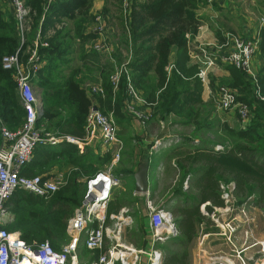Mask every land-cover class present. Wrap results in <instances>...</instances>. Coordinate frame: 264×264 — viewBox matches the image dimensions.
<instances>
[{"label":"trees","instance_id":"1","mask_svg":"<svg viewBox=\"0 0 264 264\" xmlns=\"http://www.w3.org/2000/svg\"><path fill=\"white\" fill-rule=\"evenodd\" d=\"M114 1L121 3V0ZM25 3L30 9L31 17L34 14L32 32L38 27L41 40L47 42V47L38 48L39 56L46 60L47 68L61 64L60 60H64V56L69 53V50H65L69 49L67 44L62 42L69 34L63 28H55L56 24H62L61 17L75 22L74 33L80 44L94 38L89 32L85 33V22L81 21L89 17L90 0H54L47 8L46 0H25ZM128 3L129 8L120 17L119 24L121 42L129 55L127 69L134 87L141 92L148 104H156L155 113L161 118L183 113L186 119L178 123L191 126L198 133L209 132L214 125L202 123L206 122V118L200 122L197 110L193 108L202 103V85L196 77L195 69L190 71L185 68L189 40L197 33L200 25L195 16L199 0H145L143 3L128 0ZM81 22L82 24H79ZM49 29H54V33L47 38ZM61 42L66 48L63 49ZM121 42L119 41V44ZM20 43L14 18L6 20L0 10V115L5 114L15 122L21 121L22 125L26 113L19 104L12 73L3 69L1 63L2 57L11 55L20 48ZM257 56L258 89L260 95L264 96V28L259 33ZM98 59L96 53L84 54L81 57L82 61L91 62L99 72L103 92L93 95V98L99 102L100 107L112 111L116 124L121 126L127 120L124 111V101L127 98L125 79L121 78L118 91L113 93L109 82V63L103 67ZM172 59L173 69L167 77L164 68ZM116 62L119 63L118 60ZM227 70L231 73L230 76L235 78L229 85L239 91L246 90L252 95L251 100L246 101L242 96H239L238 100L245 102L254 116L245 129L218 122L217 132L225 138V142L220 144L221 149L215 150V145L208 141L200 139L196 143L194 139L186 138V146L182 150L184 152L174 157L175 167L181 173L180 184L175 192L184 190L183 183L189 180L190 175L197 176L191 183V188L196 193V205L182 209L176 222L170 213L178 235L185 238L182 243L184 247L186 242H190L195 236V220L204 218L198 210V204L208 202L216 207L223 206L217 191L221 181L234 184V195L238 199L250 198L256 194L257 198L251 200L252 205L264 207V102L255 97L254 87L242 80L239 71L231 67ZM193 74L195 75L192 76ZM46 82L43 80L40 87L47 88L44 84ZM49 87L55 93L49 98L44 97L42 115L38 123L46 122L45 132L55 136L82 139L85 135L84 127L91 98L82 89L74 72H71L63 83H50ZM210 88L212 89V86ZM109 160V154L102 158L95 157V168L90 169L89 178L97 173L98 167H102ZM84 191L85 188L75 183L74 178L66 180L49 198L17 190L5 203L13 219L7 221L3 228L9 232H18L27 245L37 246L47 241L56 250L55 243L66 236L67 221L82 200ZM122 204L121 201H116L107 206L106 216L117 214ZM181 242L178 237L169 238L170 244L181 245ZM166 252L161 264H189L187 253H173L170 250Z\"/></svg>","mask_w":264,"mask_h":264},{"label":"built area","instance_id":"2","mask_svg":"<svg viewBox=\"0 0 264 264\" xmlns=\"http://www.w3.org/2000/svg\"><path fill=\"white\" fill-rule=\"evenodd\" d=\"M7 1L13 10V18L21 45L13 54L2 57L1 63L3 69L12 73L19 100L26 115L20 127L14 130L0 128L3 139V145L0 148V264H141L142 257H146L147 264H161L162 253L157 248V243L165 241V238L178 235L168 211L155 208L150 200L146 201L145 206L151 230V247L149 249L137 248L124 240L123 228L130 222L128 215H125L127 210L121 209L117 214L106 216L112 189L120 184V179L115 176L114 170L119 162L123 144L118 135V126L113 113L101 112L94 101L93 95L102 94L101 87L88 90L91 106L86 116L85 126L87 131L96 130L99 132L101 143L111 157L110 163H107L103 172L86 180L80 205L74 209L66 224L69 241L59 250L53 249L47 241L37 246H31L20 238L18 232H9L3 228L11 216L5 203L15 191L22 190L42 198H49L65 184V177L60 174L50 179H43L41 176L28 178L21 175V169L30 162L36 146L40 143L54 144L65 141L80 147L85 141L69 136H55L45 132L44 127L38 125V119L42 115V104L35 96L31 80L41 65L38 48L47 47V44L40 41L39 33H37L26 62L23 64L20 62V52L25 43L24 36L33 25L32 17L25 0ZM52 1L54 0H46L45 8ZM202 1L211 5L221 0ZM124 7L129 8L128 0H124ZM95 22L93 32L100 39V43L95 45V52L107 54L110 59V48L108 49L106 46V37H104L107 27L106 20L103 16H97ZM258 25L260 29L264 26V15L259 19ZM258 42V39L248 40L235 35H225V41L219 45L214 47L200 45L194 58L197 60L196 77L202 87H209V74L220 63L239 71L254 87L256 97L264 102V97L260 95L258 89L257 66L255 64ZM127 64L128 60L125 64L118 65L115 72L109 76V82L114 93L118 89L121 78L124 77L127 97L124 101L125 112L141 125H145L150 121L151 116L144 107L151 106V104H148L134 87ZM172 69L173 63L164 68L167 77ZM215 97L216 110L226 114H235L240 129H245L250 124L253 114L247 104L238 100V96L233 91L226 87H219ZM160 145L162 142L156 141L151 146L150 152H155ZM214 149L219 150L221 146H215ZM184 186H186V182ZM218 192L223 206L213 207L214 213L210 215L206 213V216L220 229V232L199 238L200 251L197 256L201 261H204L203 264H249L242 254L243 248L236 247L234 238L239 229L237 217L245 207H234L236 199L232 182H220ZM202 205L205 207L206 203ZM221 210L235 212L231 221L224 224L217 222L215 212ZM250 233L251 231L247 230L242 232L241 244L245 247L244 249L257 248V252L252 258V264H264V239L248 244L246 241L249 239ZM81 234L84 235V249L90 253H98L92 260L82 261L78 257L77 244ZM208 235L220 238L229 247L230 253L228 255H213L206 252L202 245Z\"/></svg>","mask_w":264,"mask_h":264},{"label":"crops","instance_id":"3","mask_svg":"<svg viewBox=\"0 0 264 264\" xmlns=\"http://www.w3.org/2000/svg\"><path fill=\"white\" fill-rule=\"evenodd\" d=\"M138 1L139 3H143L145 0H138ZM253 1L254 0H252L251 1L252 3H251L250 0H245V2L243 3L244 6L239 8L237 4L240 2L239 1L236 2L235 0H221L211 5H208L204 3L202 0H199L197 10L195 11V16L200 21V25L197 30V33L189 40L188 60L185 65V68L190 69L191 67H193L195 69L197 60L194 58V55L197 53V48L200 45L205 44V45L214 47L225 41V35H235V36H239L243 39H248V40H252V39L259 40L260 30L264 28L263 26L260 29L258 25L259 19L264 15V0H260L258 5L253 3ZM90 4L91 6L89 8V12L93 13L95 10H100L101 8L104 7V5L106 4V0H100V2L93 1V3L90 2ZM0 10L4 13V17L6 20L13 17V10L7 0H0ZM60 20L62 22L61 25H64V26L69 25V23H71V20H68L65 17H61ZM108 24H109V19H108ZM88 28L85 30V32L87 33L89 32ZM38 31L39 30L37 27L32 32L33 34L32 33L30 34V41L26 43V45H24L23 48L21 49L20 57L23 58L24 56L25 58L24 62L26 61L28 57L29 51L32 48V43H34V38L37 33H39V37L41 41L40 32ZM53 33H54V29H49L46 34V37L49 38V36L52 35ZM95 37H97L98 41H100L98 36H95ZM77 40L78 39L74 40V43H73L74 45L77 44L78 42ZM68 52L69 53L66 56H64L65 57L64 60L63 59L60 60L61 62V64H59L60 66L57 65L50 69L47 68L46 66L47 65L46 60L41 59L40 57L41 65L39 67V71L35 74L31 82L34 88L43 92L44 97L49 98L50 96H52L53 93H55L51 90V87H49L50 83L54 85L63 83V81L68 78L71 72L76 73L79 68L80 69L86 68V67H89V65H91L94 68L91 62H88V61L84 62L81 60V58L79 59L80 67L72 65L71 62L72 60H74L76 52L74 51L73 48L72 49L70 48ZM86 54L88 53H85V55ZM96 54H98L99 57H101V55L102 56L105 55L104 53H96ZM171 63H173V59L171 60ZM255 64L258 68L259 66L258 56L256 57ZM230 67L231 66L218 63V66L211 72L213 71L220 72V76L225 77L229 74V71L227 70V68H230ZM53 74L57 76L55 81L50 80ZM194 75L195 74H193L192 76ZM241 76L244 82L249 83L248 81H246V78L243 75ZM43 80L47 81L44 84H46V87L48 89L40 87V84L41 83L43 84ZM229 80L231 79L229 78ZM81 87L85 91L89 89V87L86 88V84H81ZM202 88L203 89L201 92V100L205 101L204 99H207V97H209L208 95L209 91L211 92L212 89L210 87H206L208 88V91H207L205 87H202ZM86 93L88 94V91ZM18 101H19V104L21 105L19 96H18ZM94 101L96 102L98 108L101 109L99 102L96 99ZM41 104L43 105V103ZM64 114L65 113H63V115ZM126 115H127V120H125V122H123L121 125L123 126L124 123H127V124L129 123L130 126H132L133 128H138L137 129L138 131H135V132H137L141 140L139 141L140 143L136 145V148H134V150L131 151L133 152V154L127 157L126 159L127 164L123 168L124 170L123 171L117 170V167L119 164L114 170L115 176L120 179V184L118 187L113 188L112 192H114L115 190L119 188L123 189L124 186L125 188L128 189V191L126 193H125V190H124V193H122L121 191H118L117 193L114 194V196H113V193L111 192V197H110V200L107 206H110V204L113 205L116 201H119V202L121 201L123 203L121 206V209L127 210V213L125 215H128V217L130 218V222L123 228L122 236L124 240H125V232L127 229L132 230V231L135 230L137 232L142 230L144 232V227L142 226L141 219L145 218V223H146L145 241L146 242H144V245L139 248L149 249L151 247V243H149L151 240V231L149 227V218H148V212H147L145 203L147 200L154 201V199L156 198V194L159 191L158 189L160 187V183L158 179L161 177L159 176L162 175V177L164 178L165 176H167L169 172V169H170L169 167L171 165L175 167V164L173 163L174 159H170L169 152L175 148H181V147L185 148L186 142L184 141V139L186 138H190V139L192 138V140L194 139L196 143H198L200 139L197 138V134L195 135L193 134L194 135L193 137L184 136V135L177 136L175 133L173 134L174 131L171 130L169 131V133L167 134L165 133L166 135L163 134L162 136H160L162 137L163 140L167 138L168 140L163 141L162 145L158 146L157 150L152 153L147 148L148 144L151 145V142L146 139L149 137L150 138L152 137L151 132L149 133L147 131V128L149 126L151 128H153L154 126L157 128L160 122H167L168 118H162V120L160 118L151 119L145 125H141L137 121H134L135 119H133L128 114ZM226 115H230V114H226ZM253 116H254V113H253ZM226 123L232 127L236 126L238 128L237 120L236 122L232 123L234 126L229 124L228 121H226ZM172 124L179 125L180 123H177L176 121H168L166 123V126L170 125L171 127ZM20 125H21V121L15 122L9 119V116L5 114L0 115V128L4 127L9 130H14L20 127ZM38 125L44 127L45 129V125H47V123L40 122L38 123ZM118 127H121V126H118ZM84 129H85V135L83 136L82 139H84L85 141L80 147H77L76 145L67 143L65 141H59L54 144H51V143L38 144L37 147L34 149L30 162L27 163L21 169V174L26 177L41 176L43 179H50L53 176L60 174L65 177V180H69V178H74L75 183L80 185L81 188H85V182L87 179H89V176L91 173L90 172L91 170H89V168L90 167L95 168V165H93L94 158L95 157L102 158L108 153L106 152L105 147L101 143L99 132L96 130L87 131L86 126L84 127ZM119 138L123 144L124 139L120 135H119ZM2 145H3V139L0 134V148L2 147ZM140 146L143 149V153L141 155H139V153L137 152L138 150L140 151V148H139ZM124 148H127V147L123 146L122 155H126L125 153L127 154L131 153L127 151V149H124ZM104 165L101 168V170L104 168ZM143 165H145V167L147 168L148 192L145 194H136L135 175L139 171L140 167ZM193 176H196V175L194 174V175L189 176L190 177L189 180L192 178L191 183H193V181L197 177L196 176L195 179H193ZM191 183H190V188H191ZM185 195H186V191L184 190L182 192H175V194H171V201H173L174 199L184 200ZM195 195L196 193L194 192L192 196L196 198ZM206 206H210L211 208L215 207L208 202H206ZM154 207L164 209L163 205L161 206V205L155 204ZM248 214L249 216L246 217L247 222L245 223L244 228L245 230L250 232L252 231V228H253L252 222L255 223V221L261 218H263L264 220V210H261L260 208H257L254 206L252 208L250 207V211H248ZM250 218H251V221H248V219ZM12 219H13V215L11 213V216L8 221ZM137 223L139 224V226H137ZM242 232L243 231H240L241 236H242ZM201 233L203 232L197 233L198 235L196 237L198 249L194 250L195 262H196V258L199 261H201L197 256V254H199V251H200V247L198 246L199 238L204 235L210 234V233H204V234H201ZM66 236L68 237L67 232H66ZM177 237L180 238V240H182L181 245L176 244V243L170 244L169 239H168L165 241V244H167V246H164V248L163 247L159 248L163 256L161 263H163L164 257L167 254L166 251L170 250L173 253H182V250H184V246L182 245V243H183V240H185V238H183L181 235H177L176 238ZM259 238L261 240L264 239V235H261ZM83 240H84V235L81 234L79 236V240L77 244L78 257L80 258V260L82 259V261H85V260L88 261V260L94 259L95 258L94 255L95 254L97 255L98 253L96 252L93 255V253H90L86 249H84ZM241 240H242V237H241ZM235 243L237 245L236 239H235ZM188 244L189 242H186L185 246H188ZM209 244H212V245H209ZM62 246H63L62 243L58 244L56 250H59ZM202 247L203 249L211 252L213 255H221V254L228 255L230 253L229 247H227L223 243V241L220 238H217L216 236L208 235V237L205 238ZM239 247L240 249L243 248L242 249L243 256L246 257L249 264H252V258L255 254L254 249L256 248L244 249L245 247H243L242 244H240ZM212 249H214L215 251H212ZM90 254L92 255V257ZM84 256H88V257L84 258ZM203 262L204 261H201V264H203ZM141 264H147L146 257H142Z\"/></svg>","mask_w":264,"mask_h":264},{"label":"rangeland","instance_id":"4","mask_svg":"<svg viewBox=\"0 0 264 264\" xmlns=\"http://www.w3.org/2000/svg\"><path fill=\"white\" fill-rule=\"evenodd\" d=\"M93 1L94 2H97V1L100 2V0H90L91 3H93ZM235 1L240 2L237 4L239 6V8L244 6L243 3L245 2V0H235ZM251 1L252 0H250V2ZM259 2H260V0H254L253 1V3H255L256 5H258ZM90 6H91V4H90ZM126 9L127 8L124 7V0H121L120 4H118L114 0H106V4L104 5L103 8H101L100 10H95L93 13L89 12L90 13L89 17H87L81 21L85 22L83 24L84 26L88 25L85 29H87L89 27L88 31L90 34L94 35V38L85 42L84 44H80L78 40H77L78 41L77 44L75 43L76 45L73 44L74 40L77 37V35H75V33H74V30L76 28V26H75L76 24L74 21H71L72 25H71V23H69V25H66V26L61 25V23L56 24L55 28L57 30H60L63 28L64 31H67V33L69 34L66 38L64 37L65 39L63 38L64 41L62 39V42H65L67 44L66 46L69 49L73 48L74 51L76 52L74 60H72V62H71L72 65L80 67V60L79 59L82 57L81 56L82 54L84 55L85 53H88V54H94L95 53L94 52L95 51V45L100 43V41H98V38L95 37V36H97V34H95L93 32V28L96 25L95 17H97V16H99V17L104 16L107 24H108V19H109V24L106 27V32H105L104 37H106L105 38L106 39L105 43L107 42L106 46L108 47V49L110 48V54H109L110 59H108L107 54H105L103 56L101 55V57H99V59H98L100 62L102 60L103 63L102 62L101 63L103 64V67H105V65L107 63H109L108 67L110 68V71L108 74L112 75L115 72L118 65L125 64V62L127 60H129V55L127 54L125 46L121 42L122 34H121V27L119 24L120 17H122L125 14L124 11ZM32 22L34 23V14L32 15ZM79 24H82V22ZM31 26L32 27L30 28V31L27 32V34H25V36H24V40H25L24 45H26V43H28L30 41V34L33 30V25H31ZM52 35H50L49 37H51ZM119 41L121 42L120 44H119ZM42 42H45V41H42ZM45 43L47 44V42H45ZM62 45H63V49L66 48L64 43H62ZM103 46H105V45H103ZM32 47H33V43H32ZM69 49L66 48L65 50L68 51ZM24 59H25L24 56H23V58L22 57L20 58V62L22 64L24 62ZM117 60L119 61V63L116 62ZM57 65H59V64H57ZM196 69H197V65L195 67V71H196ZM189 70L194 71V68L191 67ZM75 75H76V79L78 80V82H80L81 84H86V88L87 87H89V89L90 88H98L101 85L99 72L97 69L93 68L91 65H89V67H86V68H82V69L79 68L77 70V72L75 73ZM230 75H231V73H229L225 77H221L220 72H214V71L210 72L209 77H208V81H209V86L210 87L212 86L213 90H211V92L209 91V94H208L209 97H207V99H204L205 101H202V103L200 105L193 106V108L197 110L198 120L200 122H202L203 121L202 119L206 118L207 119L206 122H202V123H212V125H214L212 127V130H210L207 133H204V132L202 133V131L198 133V132H195V130H193V128L191 126H186V125H182V124H179V125L172 124L171 127H170V125L166 126V123L168 121H176L178 123V121L186 119L185 114H183V113H177L175 115H169L168 117H166V118H168L167 122H160L157 128L155 126L153 128H151L150 126L147 128V131L149 133L151 132V134H152L151 138L149 137L146 139V140L151 142V145L148 144V147H147L148 150L151 151V146H153L156 141L163 142L165 140H168V138L163 140L162 137H160V136H162L165 133L166 134L169 133V131H171V130L174 131L173 134L175 133L177 136H183L184 135V136H190V137L192 136L193 137V134L195 132V134H197V138L204 140V141H208L209 143H212L215 146H220L221 143H224L225 138H224L223 134L217 132L218 127L216 125L218 124V122L226 123V121H228L229 124L233 125L232 123L236 122L237 118H236L235 114L226 115V113H223L220 111L218 112L216 110L215 93H216L217 88L226 87L229 90L233 91V93H235L238 97L242 96L243 99H245L246 101L248 99L251 100V98H252V95L250 93H248L246 90L239 91V90H237V88H234L231 85H229L230 81H231V83H233V79H235L234 77H231ZM54 76H55V78H54ZM56 78H57V76L55 74H53L51 76L50 80L55 81ZM229 78L231 80H229ZM185 86H187V84ZM89 89H87V91ZM205 89L208 91V88L205 87ZM34 91H35L36 98L40 101V103H43V99H44L43 92L39 91L36 88H34ZM117 91H118V89L116 90V92ZM254 95H255V93H254ZM255 97H256V95H255ZM262 97H264V96H262ZM155 106H156V104H153L151 106L148 105L144 108H146L150 112V116H151L150 120L156 119V118L157 119L160 118L162 120L161 116L155 113V109H154ZM99 110L103 113H106V114L112 112V111H108L106 109V107L105 108L101 107V109H99ZM124 111H125V109H124ZM113 117H114V115H113ZM164 120H166V119H164ZM134 121H136V120H134ZM235 128H236V126H235ZM137 129L138 128H133L132 126H130L129 123L128 124L124 123L123 126L121 125V127H118V132H120V133H118V135H120L125 140V141L123 140V146L127 147L124 149H127V151H129V152L133 151L134 148H136V145H138L140 143L139 141L141 140V138H139L140 136H138L137 132H135V131H138ZM133 141L135 144L133 143ZM198 145L199 144H196V146H198ZM139 148H140V151L138 150L137 152L139 153V155H141L143 153V149L141 148V146ZM183 149H185V148L181 147V148H175L172 151H170L169 152L170 159H174L176 154L178 155L179 153L184 152V151H182ZM125 154L126 155H122V153H121V156H120V159L118 162L119 165L117 164L118 165V167H117L118 171L124 170L123 168L127 164L126 159L128 156L132 155L133 152H131L129 154H127V153H125ZM109 163H110V160H109ZM173 163H175V162H173ZM106 165H104V168L102 170H101V168L103 166L98 167L99 172H103ZM169 168L170 169H169L167 176H165L164 178L162 177V175L159 176V177H161L158 179L159 183H160V187L158 189L159 191L156 194V198L154 197L155 198L154 201L152 200L151 202L154 206H155V204L161 205V206L163 205V208L165 209V211H168L169 213H171L173 215L172 216L173 221L176 222V220L180 217L182 209H184V208L188 209L190 206H195L197 203V200L195 197L192 196L195 191L190 188V183L192 180V178H191L190 180L185 181L186 186H184L185 182L183 183L184 191H186V195L184 197V200L174 199L173 201H171V194H175V191L180 184V179H181L180 174L181 173L178 171V169L176 167H173L172 165ZM90 169H91V167L89 168V170ZM99 172L97 171V173H99ZM195 177L196 176H193V179H195ZM221 182H224V181H221ZM124 190H125V193L128 191V189L125 188V186L123 187V189L119 188V189L115 190L114 192H112L113 196L118 191H121L122 193H124ZM251 197L250 198H241V199H238L237 197H235L236 201H235L234 207H236V208H238V207L240 208L242 206L245 207L244 210L240 213V216L237 217V219L239 221V229H238L237 234H235L236 237L234 236V238L237 241V245L235 243V245L238 246L237 248H239V245L242 242V240H241L242 236L240 234V231L245 230L244 226H245L246 217L249 216L248 211H250V207L251 208L254 207L252 205L251 200L254 198H257V195L254 194V196H251ZM194 199H195V201H194ZM262 204L264 205V202ZM260 209L264 210V207L260 208ZM198 210H199V212H201L203 214L204 218L201 219V217L200 218L198 217L199 220L198 219L195 220V236L189 242L188 246H186V248L184 247V250H182V253H187V255H188L187 259L189 261V264H195V263L201 264V261H199L197 258H196V262H195V256H194V250L198 249L197 241H196V237L198 235L197 233L203 232L201 234H204V233L217 234L220 232V229H218L216 227V225H214V223H212L211 219L208 216H206V213L209 215L214 213L213 207L212 208L210 206L204 207L200 203V204H198ZM234 214H235V212L232 210H230L228 212H224L223 210H221L220 212H215V215H216L215 219L217 220V222H219V224H224L227 221H231ZM188 216H189V213L187 212L186 217L188 218ZM259 220L255 221V223L252 222L253 228H252V231L250 233L249 239L246 241L248 244H251L253 241H256L258 239L261 240L259 237L261 235H264V220H263V218H261ZM141 222H142V226L144 227V232H145V230H146L145 218H142ZM137 226H139L138 223H137ZM144 232L142 230L137 232L135 230L132 231V230L127 229L125 232V240H126V242L131 243V244H133L139 248V247L144 245V242H146L145 241L146 232L145 233ZM212 239H213V237H212ZM68 241H69V237L64 236L62 239L56 241L55 245H58L60 243L65 245ZM149 243H151V240ZM157 244H158L157 245L158 248H160V247L162 248L164 246H167V244H165V241L158 242ZM209 245H212V244H209ZM142 249H145V248H142ZM214 249H212V251H215ZM205 251L208 252L209 254H212L211 252H209L207 250H205ZM254 252H257V248L254 249ZM196 253H197V251H196ZM93 255H94V253H93ZM88 256H84V258H86ZM94 256L96 257V254ZM91 257H92V255H91Z\"/></svg>","mask_w":264,"mask_h":264},{"label":"water","instance_id":"5","mask_svg":"<svg viewBox=\"0 0 264 264\" xmlns=\"http://www.w3.org/2000/svg\"><path fill=\"white\" fill-rule=\"evenodd\" d=\"M147 168L145 165L141 166L137 174L135 175L136 186L135 192L136 194H145L148 192V181H147ZM167 240V238H165Z\"/></svg>","mask_w":264,"mask_h":264},{"label":"bare ground","instance_id":"6","mask_svg":"<svg viewBox=\"0 0 264 264\" xmlns=\"http://www.w3.org/2000/svg\"><path fill=\"white\" fill-rule=\"evenodd\" d=\"M6 209H7V208H6ZM7 211H9V210L7 209ZM9 212H10V211H9ZM10 214H11V212H10ZM168 239H169V238H168ZM168 239H167V240H168ZM165 241H166V240H165ZM162 257H163V256H162V254H161V260H162Z\"/></svg>","mask_w":264,"mask_h":264}]
</instances>
